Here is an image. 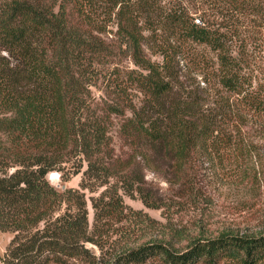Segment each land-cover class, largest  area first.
I'll list each match as a JSON object with an SVG mask.
<instances>
[{"label": "trees", "instance_id": "trees-1", "mask_svg": "<svg viewBox=\"0 0 264 264\" xmlns=\"http://www.w3.org/2000/svg\"><path fill=\"white\" fill-rule=\"evenodd\" d=\"M200 1L194 15L154 0H0V229L14 233L3 264H264V231L231 229L186 237L184 249L115 246L105 259L99 222L123 212L117 194L91 198L90 229L84 191L47 178L67 163L76 173L85 166L81 188L115 178L132 196L142 193L143 166L173 170L193 189L202 158L253 155L254 137H264V0ZM102 3L119 6L116 40L101 34ZM141 17L182 40L159 46L162 62L144 51ZM199 46L211 56L197 59L193 85L175 64ZM124 56L135 68L114 66ZM113 115L124 119L127 159L112 145Z\"/></svg>", "mask_w": 264, "mask_h": 264}, {"label": "rangeland", "instance_id": "rangeland-1", "mask_svg": "<svg viewBox=\"0 0 264 264\" xmlns=\"http://www.w3.org/2000/svg\"><path fill=\"white\" fill-rule=\"evenodd\" d=\"M164 10L175 4L190 7L191 10L202 9L206 5L200 0H154ZM97 12L98 20L105 30L102 36L106 40H116L118 19L116 12L119 6L104 7ZM198 10L196 14L198 15ZM94 16V17H95ZM143 30V48L146 55L154 61H163L159 53L160 45L170 43L181 45V39L174 36L172 31L165 26H160L159 21L154 24L145 23L140 18ZM149 24V25H146ZM151 26V27H148ZM194 60L188 57L175 64L180 78L194 85L196 80H201L202 63L197 59L204 54L211 56L201 46L195 51ZM212 54V53H211ZM213 55V54H212ZM184 58V57H183ZM115 65L120 68H135L129 57L124 56ZM124 77L125 72L121 73ZM93 93L99 99L102 96L101 87H94ZM136 101L142 94L132 90ZM123 117L112 116L110 134L112 145L116 154L121 159H127L132 153L131 147L119 135V127ZM252 145L253 155L237 157V153L226 154L221 160L210 161L202 158L200 170L196 178V188L190 189V181H182L173 170H157L143 166L144 174L142 193L135 191L128 195L119 188L115 178L110 179L107 185L97 186L95 189L81 188L83 169L76 173L75 167L70 163L65 164L64 170H52L47 173V178L59 190L67 188H80L87 198L88 217L90 229L94 223V208L91 198L113 193L120 200L123 212L102 218V238L105 240L103 249H100L105 259L111 255L115 246L138 245L151 240H162L177 249H184L187 244L186 237L195 235H216L225 229L235 231H264V137L255 136ZM117 190V193H116ZM105 198H108L106 196ZM144 198L150 203H145ZM103 224V225H102ZM14 233L0 229V264L7 252ZM185 239H183V238ZM94 249V247H93ZM97 253L100 250L95 248ZM148 264H161L148 261ZM220 264H232L224 261Z\"/></svg>", "mask_w": 264, "mask_h": 264}]
</instances>
